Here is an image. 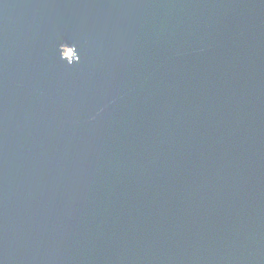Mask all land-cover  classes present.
Listing matches in <instances>:
<instances>
[{"label": "water", "instance_id": "95a60500", "mask_svg": "<svg viewBox=\"0 0 264 264\" xmlns=\"http://www.w3.org/2000/svg\"><path fill=\"white\" fill-rule=\"evenodd\" d=\"M0 264H264V0H0Z\"/></svg>", "mask_w": 264, "mask_h": 264}, {"label": "rangeland", "instance_id": "374dc122", "mask_svg": "<svg viewBox=\"0 0 264 264\" xmlns=\"http://www.w3.org/2000/svg\"><path fill=\"white\" fill-rule=\"evenodd\" d=\"M66 54L71 55V51H70V49H68V50L66 51Z\"/></svg>", "mask_w": 264, "mask_h": 264}, {"label": "flooded vegetation", "instance_id": "af4514ba", "mask_svg": "<svg viewBox=\"0 0 264 264\" xmlns=\"http://www.w3.org/2000/svg\"><path fill=\"white\" fill-rule=\"evenodd\" d=\"M71 51V50H70Z\"/></svg>", "mask_w": 264, "mask_h": 264}]
</instances>
